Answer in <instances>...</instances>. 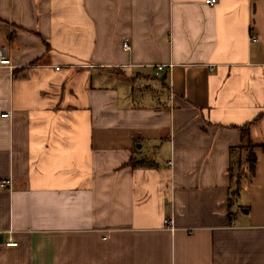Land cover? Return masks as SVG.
Instances as JSON below:
<instances>
[{
	"label": "crops",
	"instance_id": "1",
	"mask_svg": "<svg viewBox=\"0 0 264 264\" xmlns=\"http://www.w3.org/2000/svg\"><path fill=\"white\" fill-rule=\"evenodd\" d=\"M0 48V264H264V0H0Z\"/></svg>",
	"mask_w": 264,
	"mask_h": 264
},
{
	"label": "built area",
	"instance_id": "2",
	"mask_svg": "<svg viewBox=\"0 0 264 264\" xmlns=\"http://www.w3.org/2000/svg\"><path fill=\"white\" fill-rule=\"evenodd\" d=\"M217 2V0H205V3L208 5H214ZM250 41L254 42L256 41V36L254 34H250ZM122 48L126 51L130 50V41L125 38L122 41ZM0 66H9L11 67L10 59L6 56L5 50L3 48H0ZM166 64H158L155 66V75L157 77L160 76V74L164 71ZM170 66V65H169ZM56 70L59 69V67H55ZM2 117L8 116L7 113H4L1 115ZM12 186V181L10 178H4L0 180V188L5 189V188H10ZM165 224L170 226L171 228L173 227V221L172 218H166L165 219ZM17 242L13 240L12 238H9L7 241H5V245L7 246H15Z\"/></svg>",
	"mask_w": 264,
	"mask_h": 264
},
{
	"label": "trees",
	"instance_id": "3",
	"mask_svg": "<svg viewBox=\"0 0 264 264\" xmlns=\"http://www.w3.org/2000/svg\"><path fill=\"white\" fill-rule=\"evenodd\" d=\"M263 114H264V112L259 113L258 114V117H260ZM247 130H248V125L247 124L244 125V126H242L241 127L242 135H246L247 134ZM249 147L251 149V152H249V155H248V168H249L250 176L252 177L253 174H254V168H255V162H256V155L253 152V148L254 147L253 146H249ZM262 150L264 151V146H262ZM140 162L141 161H138V160H135V158H132L130 160V165L134 167V166H137V164H139ZM235 193H237L236 190H234L230 194V198H229V202H228V203H230V205H232L231 202H232L233 197L237 195ZM230 215H231V213H230Z\"/></svg>",
	"mask_w": 264,
	"mask_h": 264
},
{
	"label": "water",
	"instance_id": "4",
	"mask_svg": "<svg viewBox=\"0 0 264 264\" xmlns=\"http://www.w3.org/2000/svg\"><path fill=\"white\" fill-rule=\"evenodd\" d=\"M163 78H165V75H163ZM2 241H3V234L0 233V244L2 243Z\"/></svg>",
	"mask_w": 264,
	"mask_h": 264
}]
</instances>
